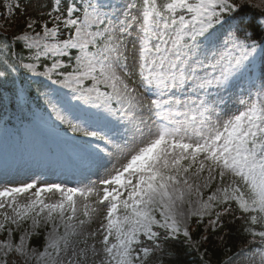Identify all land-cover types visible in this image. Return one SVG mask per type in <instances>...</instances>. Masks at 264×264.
Listing matches in <instances>:
<instances>
[{
  "label": "snow or ice",
  "instance_id": "6c2138e0",
  "mask_svg": "<svg viewBox=\"0 0 264 264\" xmlns=\"http://www.w3.org/2000/svg\"><path fill=\"white\" fill-rule=\"evenodd\" d=\"M0 8V135L52 142L0 180V264H188L237 219L224 264H264V0Z\"/></svg>",
  "mask_w": 264,
  "mask_h": 264
},
{
  "label": "trees",
  "instance_id": "16d2710c",
  "mask_svg": "<svg viewBox=\"0 0 264 264\" xmlns=\"http://www.w3.org/2000/svg\"><path fill=\"white\" fill-rule=\"evenodd\" d=\"M3 0H0V4ZM0 12L3 9L0 8ZM0 20L4 21L5 24H10L4 17L0 16ZM18 26H23L22 19L16 20L15 24H10L9 31L7 33L10 35L12 32L17 30ZM239 215V214H237ZM192 232L194 238H199L203 234V226H197L195 223L192 224ZM225 243L220 244L217 238L213 237L210 244H206L207 256H204V249H201L200 253L193 251L185 259L188 264H200L201 259L210 260V264H223L228 257L234 256L240 251L241 248H248V244L243 240V233L241 231V221L239 219L234 221H229V226L224 230ZM43 243V236L39 239L33 238L32 244L38 247Z\"/></svg>",
  "mask_w": 264,
  "mask_h": 264
},
{
  "label": "rangeland",
  "instance_id": "374dc122",
  "mask_svg": "<svg viewBox=\"0 0 264 264\" xmlns=\"http://www.w3.org/2000/svg\"><path fill=\"white\" fill-rule=\"evenodd\" d=\"M253 3H259V0H252ZM0 24H5L4 21L0 20ZM9 31V27L7 29ZM51 140L38 134L34 141L29 145H19L11 137L2 135L0 137V156L9 155V162L4 168H0V180H18L23 178L29 171V165L23 162H18V153L24 150H41L46 148L51 144ZM25 159L27 157L25 156ZM32 171H43L45 176L49 179H56V176L49 172L47 169H36L31 168ZM230 257H228L224 262H226ZM224 264V263H223Z\"/></svg>",
  "mask_w": 264,
  "mask_h": 264
}]
</instances>
